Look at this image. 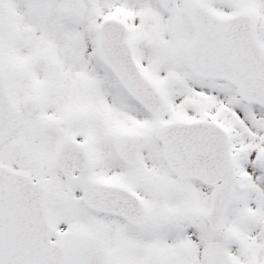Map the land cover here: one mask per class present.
Segmentation results:
<instances>
[{
  "label": "snow or ice",
  "instance_id": "snow-or-ice-1",
  "mask_svg": "<svg viewBox=\"0 0 264 264\" xmlns=\"http://www.w3.org/2000/svg\"><path fill=\"white\" fill-rule=\"evenodd\" d=\"M0 264H264V0H0Z\"/></svg>",
  "mask_w": 264,
  "mask_h": 264
}]
</instances>
